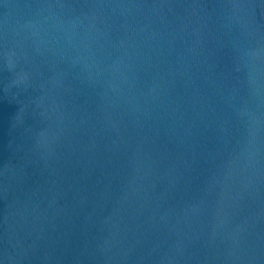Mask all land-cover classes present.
<instances>
[{"label":"water","instance_id":"obj_1","mask_svg":"<svg viewBox=\"0 0 264 264\" xmlns=\"http://www.w3.org/2000/svg\"><path fill=\"white\" fill-rule=\"evenodd\" d=\"M0 264H264V0H0Z\"/></svg>","mask_w":264,"mask_h":264}]
</instances>
